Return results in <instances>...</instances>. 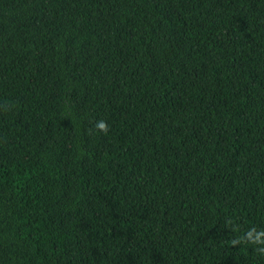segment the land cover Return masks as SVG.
<instances>
[{
    "label": "trees",
    "instance_id": "16d2710c",
    "mask_svg": "<svg viewBox=\"0 0 264 264\" xmlns=\"http://www.w3.org/2000/svg\"><path fill=\"white\" fill-rule=\"evenodd\" d=\"M262 233L264 0H0V264H264Z\"/></svg>",
    "mask_w": 264,
    "mask_h": 264
},
{
    "label": "clouds",
    "instance_id": "9594fccd",
    "mask_svg": "<svg viewBox=\"0 0 264 264\" xmlns=\"http://www.w3.org/2000/svg\"><path fill=\"white\" fill-rule=\"evenodd\" d=\"M95 127H96V129H97L98 131H102V132H104L105 134H107L108 131H109V125L107 124L106 121H103V120L97 121ZM262 234H264V233H262ZM249 235H251V234H249ZM231 243H232V244H235L236 241L233 240V241H231ZM257 252H259L260 254H264V250H257Z\"/></svg>",
    "mask_w": 264,
    "mask_h": 264
}]
</instances>
